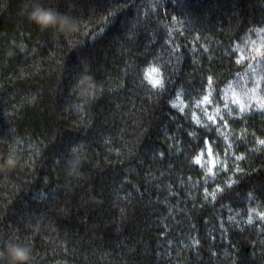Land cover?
I'll list each match as a JSON object with an SVG mask.
<instances>
[{
	"label": "trees",
	"instance_id": "1",
	"mask_svg": "<svg viewBox=\"0 0 264 264\" xmlns=\"http://www.w3.org/2000/svg\"><path fill=\"white\" fill-rule=\"evenodd\" d=\"M261 104L264 0H0V252L264 264Z\"/></svg>",
	"mask_w": 264,
	"mask_h": 264
},
{
	"label": "clouds",
	"instance_id": "2",
	"mask_svg": "<svg viewBox=\"0 0 264 264\" xmlns=\"http://www.w3.org/2000/svg\"><path fill=\"white\" fill-rule=\"evenodd\" d=\"M26 17L29 22L38 25L42 30L54 29L57 33L63 35H71L79 30L76 20L70 16L61 14L51 8H46L40 3H32L31 10L26 11ZM79 85L83 91L81 95H90L91 89L95 87L92 78L83 77L79 81ZM16 164V159L9 156L4 160V164L0 165V169L7 167L12 168ZM31 249L23 244L8 241L4 249L0 252V259L6 261V264H30Z\"/></svg>",
	"mask_w": 264,
	"mask_h": 264
},
{
	"label": "snow or ice",
	"instance_id": "3",
	"mask_svg": "<svg viewBox=\"0 0 264 264\" xmlns=\"http://www.w3.org/2000/svg\"><path fill=\"white\" fill-rule=\"evenodd\" d=\"M259 53H260V50L257 49V54L259 55ZM157 76H158V69L151 68L148 72L147 78L150 80L153 87L162 86V82L159 78H157ZM253 91H255V90H253ZM204 100L207 101L208 97H204ZM260 107L264 108V104H261ZM243 110H244V107L242 105L241 111H243ZM262 143H264V142H262ZM249 222H251V219Z\"/></svg>",
	"mask_w": 264,
	"mask_h": 264
}]
</instances>
